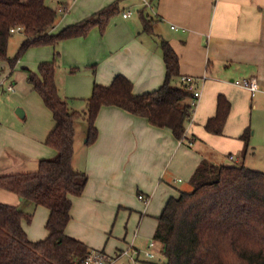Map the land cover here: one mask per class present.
I'll list each match as a JSON object with an SVG mask.
<instances>
[{
	"label": "crops",
	"instance_id": "obj_1",
	"mask_svg": "<svg viewBox=\"0 0 264 264\" xmlns=\"http://www.w3.org/2000/svg\"><path fill=\"white\" fill-rule=\"evenodd\" d=\"M148 1L150 6H146L144 0H122V12L133 10V14L128 18L122 16V24L115 29L101 34L95 27L86 38L62 42L63 60L73 66H96L94 76L89 71L78 75L56 72L58 92L62 98L74 99L70 102L72 109L84 110L85 99L90 97L94 83L109 85L118 74L133 82L135 94L159 88L166 74L161 49L163 40L168 41L179 56L180 76L175 83L185 87L182 77L193 76L202 91L184 141L176 139L171 129L153 126L146 118L116 106L100 109L96 119L98 139L89 146L85 145L86 125L78 129L80 123H77L72 164L88 175V182L83 194L73 197L72 219L66 233L85 242L92 252L98 251L90 241L95 228L93 222L117 206L125 209V214L139 209L137 221L141 226L148 221L150 236L154 239L157 218L168 199L189 190L179 189L178 184L190 181L203 160L218 165H240V157L231 162L235 160L232 154L226 160L227 152L233 150L239 154L237 152L244 149L241 135L251 126L253 115L264 123V92L252 96L247 89L233 83L236 79L257 77L264 90V0ZM57 2L60 3L57 8L46 4L59 10L62 5L61 1ZM112 2L114 0H84L83 6L75 9L76 3L73 8L69 7L67 13L70 14H65L52 32L75 24ZM141 11L153 20L152 33L144 31ZM172 25L178 29H172ZM45 61L50 60L42 62ZM7 91L11 95L20 92L23 97H31L42 107L26 72L17 70L14 83L8 85ZM219 94L228 98L231 110L223 133L216 135L205 129V123L216 113ZM82 98L84 102H76ZM15 115L20 121L28 118L21 106L17 107ZM1 117L0 175L36 171L42 159L56 155V150L45 144L55 125L53 116L52 122L44 124L39 131L31 125L22 128L13 123L11 127L7 125L10 116L5 120ZM136 193L145 205L140 203L141 206L136 207ZM0 202L23 211L34 209L32 222H23L29 239L37 241L48 236L49 210L46 207L36 206L2 188ZM150 241L145 240V247ZM155 251L154 260L164 264L163 246L158 241ZM154 260L142 259V262Z\"/></svg>",
	"mask_w": 264,
	"mask_h": 264
},
{
	"label": "trees",
	"instance_id": "obj_2",
	"mask_svg": "<svg viewBox=\"0 0 264 264\" xmlns=\"http://www.w3.org/2000/svg\"><path fill=\"white\" fill-rule=\"evenodd\" d=\"M63 12L67 6H62ZM120 11L116 0L81 21L53 33L58 12L46 0H0V62H9L12 70L21 55L31 46L53 45L63 40L86 37L98 27L104 34L110 19ZM144 31L153 32V20L140 12ZM21 28L25 38L14 57H8L12 28ZM165 63V80L152 91L134 93L133 82L122 74L109 85L94 83L84 110L72 109L70 98H62L56 84V57L41 62L37 71L25 68L28 82L51 111L54 127L45 144L56 150L52 158L42 159L33 172L0 175V188L16 193L22 199L49 210L46 222L48 236L29 239L23 222L32 215L21 208L0 202V264H82L92 249L82 240L66 233L72 219L73 197L81 196L88 175L73 167L76 126L86 122V146L99 135L96 119L103 106H116L146 118L150 124L172 130L176 139H186L191 117L192 93L175 83L180 76V60L168 41L161 42ZM57 50V49H56ZM60 53L57 50L56 56ZM73 72V71H72ZM231 110L228 98L219 94L217 110L205 123V129L221 135ZM252 129L247 127L241 139L245 153ZM191 190L170 197L157 218L154 240L163 246L164 264H209L208 253L199 250L201 234L208 229L221 233H247L255 225L264 226V172L244 164L225 165L203 160L190 178ZM264 241V232L254 233ZM248 264H264V250L248 255Z\"/></svg>",
	"mask_w": 264,
	"mask_h": 264
},
{
	"label": "rangeland",
	"instance_id": "obj_3",
	"mask_svg": "<svg viewBox=\"0 0 264 264\" xmlns=\"http://www.w3.org/2000/svg\"><path fill=\"white\" fill-rule=\"evenodd\" d=\"M57 1H61L62 6L63 5L66 6L65 4H67L68 9L64 13L59 12L57 10L58 20H57V25L55 28L59 26L58 21H60V19H62V17L65 14L67 15L70 14V13H67L69 10V7L73 8V5L77 3V5L75 6V9H78V8H81L84 3V0H76V1L75 0H46V2L52 5L54 8H57V6L60 4ZM119 4H120V11L110 19L108 26H107V30L111 28L115 29L116 26L122 24V0H119ZM82 19L84 18H81L80 20ZM80 20L76 22H79ZM64 26L59 28L56 31V33H58ZM86 37H81V38H86ZM24 38H25V35L21 30L15 33H12L9 39V43H8V51H7L8 57H14L17 54ZM75 38H79V37H75ZM70 39H74V38H70ZM70 39H66V40H70ZM66 40H63V41H66ZM63 41H61L56 48L60 53L58 56H56L57 50L54 48L53 45H50V44L37 45V46L29 47L21 55L20 59L16 63L13 70L9 62L7 61L0 62V109H1L0 118H2L1 116H3V119L5 120L6 116H10L8 118L7 125L11 126L13 123H16L18 127L20 126L22 128H25V127L27 128L28 126L31 125L30 127H34L35 131H39L42 127H44V124L46 125V123L48 124L49 122H52L51 121L52 115H51L50 110L46 107L41 96L36 91H33V92L34 94H36L38 100H40V105L42 107H38V105L35 103L36 101H34L31 97H26V96L23 97L22 96L23 94L20 92H17L14 95H11V93L7 91L8 85L11 83L12 84L14 83L15 72L17 70L24 73L25 70L23 68L26 67L33 71H37L40 62L44 60L52 61L56 57L57 58L56 59V63H57L56 72L58 71L59 74L60 73L64 74L65 71L66 72L68 71V73L70 74L78 75V74H84L89 71L92 76L95 75L96 73L95 65L93 66L92 65L91 66L74 65L73 66V64H71L70 62L63 60L64 59V57H62L63 56L62 55V42ZM11 71H12V74H10ZM21 78L22 77H20L19 79L20 84L22 83ZM84 99L85 98L76 99L78 100L76 102L77 103L84 102ZM20 106L23 107L27 112L28 118L26 121H20L15 115V111L17 110V107H20ZM79 123H80V126L78 127V129H80V127L83 128L86 125V122L83 119H81ZM260 124L262 127L260 126ZM250 128L252 129L253 133L251 136V140L249 142V148H248L249 151L247 152V154H245L244 152L245 149L237 152L239 154H236V152H234L233 150H230L231 152L230 151L227 152L225 158L227 160L229 156L232 154L235 160L231 162H236V157H240L241 164H243L242 162H245V164L251 169L264 172V123H260L258 121V116L253 115ZM244 158H246V160ZM180 185H182L183 188H180ZM178 187L179 189H189V190L192 189V186L189 183V181L185 183L184 182L179 183ZM136 198L138 199V202L136 201L135 203L136 207H140L141 206L140 203H142V205H145L139 199V193H136ZM25 212L31 214L32 220H33L36 214L35 210L32 209L30 210V212L29 211H25ZM139 212H140L139 209H134L132 212H128L125 214V209H121L119 208V206H117L116 208L107 210L104 213H102L101 217L97 218L95 222H93V226L95 228L93 229L94 232H92V235L90 236V241L92 243L91 246L94 247L95 249H98V251L100 252H104L106 255L110 257H116L117 254L119 253L117 252L118 250H121V249L124 250L130 245H134L140 250H144L145 240H153V238L150 236L151 226L148 225V221L142 226L139 225V221H137L138 217L136 218ZM130 214L131 216L129 217ZM141 258H143V253L141 255ZM163 260L165 261V258H163ZM128 261L129 260L127 257H121L115 260L112 264H128ZM135 264H162V263L158 260H154V262L152 263H146L140 260V261H137Z\"/></svg>",
	"mask_w": 264,
	"mask_h": 264
},
{
	"label": "clouds",
	"instance_id": "obj_4",
	"mask_svg": "<svg viewBox=\"0 0 264 264\" xmlns=\"http://www.w3.org/2000/svg\"><path fill=\"white\" fill-rule=\"evenodd\" d=\"M264 232V226L255 225L247 233L213 229L205 230L200 237L199 250L208 253L209 264H248L245 254L252 255L264 250V241L254 233Z\"/></svg>",
	"mask_w": 264,
	"mask_h": 264
},
{
	"label": "built area",
	"instance_id": "obj_5",
	"mask_svg": "<svg viewBox=\"0 0 264 264\" xmlns=\"http://www.w3.org/2000/svg\"><path fill=\"white\" fill-rule=\"evenodd\" d=\"M144 4L146 6H150V2L148 0H144ZM58 11L63 12L64 10L62 7H60ZM132 14H133V10H126L122 12V16L124 18L130 17L132 16ZM172 29H178V27L172 25ZM19 30H21V28L19 27L11 29L12 32H16ZM201 80L204 81L205 77H203ZM182 82L185 88L192 93V97L190 99V109H191L190 120H191L193 113L196 107L198 106V103L202 96V91L197 87V78L193 76H183ZM233 83L236 86L247 89L252 96H255L258 92H262V91L264 92L257 77L240 78L233 80ZM9 89L12 90L13 87L10 86ZM156 243H157L156 240L154 239L151 240L147 244L144 250H140L134 245H130L129 247L118 253L116 257H110L106 255L104 252L93 251L83 260L82 264H112L115 260L121 257H127L129 260L128 264H135L137 261H140L142 259L154 260L157 257V253L155 251ZM142 253H143V258H141Z\"/></svg>",
	"mask_w": 264,
	"mask_h": 264
}]
</instances>
